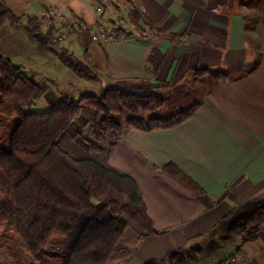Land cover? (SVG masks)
Listing matches in <instances>:
<instances>
[{
  "label": "crops",
  "instance_id": "1",
  "mask_svg": "<svg viewBox=\"0 0 264 264\" xmlns=\"http://www.w3.org/2000/svg\"><path fill=\"white\" fill-rule=\"evenodd\" d=\"M4 1L21 27L2 29L0 51L43 88L37 111L105 88L151 94L163 100L160 109L195 101L170 115L196 106L173 127L130 128L103 141L110 164L136 179L159 233L146 236L130 224L119 244L125 250L108 264H164L217 239L233 241L222 262L241 252L264 264V226L253 242L230 230L246 205L264 201V0H130L100 13L98 0ZM59 14L74 20L76 33L65 34ZM33 17L44 31L54 28L56 50L91 64L93 77L78 76L53 46L28 36L24 27ZM115 22L129 35L92 40L97 24L113 30ZM154 50L164 57L151 63ZM167 164L194 185L173 181L163 172Z\"/></svg>",
  "mask_w": 264,
  "mask_h": 264
},
{
  "label": "trees",
  "instance_id": "2",
  "mask_svg": "<svg viewBox=\"0 0 264 264\" xmlns=\"http://www.w3.org/2000/svg\"><path fill=\"white\" fill-rule=\"evenodd\" d=\"M115 23L109 30L113 38L129 35L125 26ZM6 25L21 27V19L0 0V33ZM24 30L41 46L54 47L58 40L54 28L44 31L37 17L27 18ZM53 51L78 76L93 77L91 64L67 50ZM163 57L154 50L148 60L154 63ZM43 92L0 51V235L16 234L19 244L15 248L6 243L8 255L16 264H32L30 257L39 264H108L117 250H124L119 244L130 224L146 236L159 235L136 179L110 164L109 147L103 141L130 128L173 127L189 118L196 106L162 118L155 115L162 99L105 88L78 99L66 96L59 106L40 112L34 106ZM127 113L148 116L134 118ZM11 119L17 122L4 144V124ZM92 121L99 131L89 140L85 132ZM163 172L184 187L194 185L174 164L164 166ZM244 209L230 230L239 229L244 242H253L264 226V201ZM72 232L76 238L66 256L53 261L39 258L55 237Z\"/></svg>",
  "mask_w": 264,
  "mask_h": 264
},
{
  "label": "rangeland",
  "instance_id": "3",
  "mask_svg": "<svg viewBox=\"0 0 264 264\" xmlns=\"http://www.w3.org/2000/svg\"><path fill=\"white\" fill-rule=\"evenodd\" d=\"M52 72V70H51ZM52 74H54L52 72ZM31 79L35 80L34 74H28ZM55 75V74H54ZM59 85L58 91L62 93V85ZM61 99V96L59 97ZM195 101H188V102H179L175 103L172 101H169L166 103V105L163 107V109H160L155 113L157 116L161 117H167L171 114L175 113L176 111L184 110L189 107L188 105L190 103H194ZM61 104V100H59L56 103V106H59ZM129 117L138 118L141 117L142 114L136 115L127 113ZM143 116H148V114H143ZM142 116V117H143ZM17 120L11 119L7 120L4 124L3 128V137H4V144L8 143V139L14 130L15 124ZM99 128L96 125V123L93 121L91 122L90 126L85 132V137L89 140H93L98 133ZM1 234V233H0ZM16 235V234H15ZM14 234L10 233L9 235L3 236L0 235V264H16L15 260L8 255L6 243H10L15 248L19 246L18 239L16 238ZM76 238V233L72 232L70 236L67 237H55L53 243L43 252H41L39 258H41L43 261L45 260H57L61 259L64 256L67 255L69 250L71 249L72 245L74 244ZM233 243V241H226V240H219L217 239L214 244L212 245H202V248H200L198 251L194 250H188L184 253L176 252L174 256H169L167 260H165L164 264H224L222 262L223 257L225 256V253L228 250V247ZM22 252L24 254L26 253V250L24 247H22ZM125 250V249H124ZM29 262L32 264H39L38 259H32L29 258ZM175 262V263H174ZM25 264V263H23Z\"/></svg>",
  "mask_w": 264,
  "mask_h": 264
},
{
  "label": "built area",
  "instance_id": "4",
  "mask_svg": "<svg viewBox=\"0 0 264 264\" xmlns=\"http://www.w3.org/2000/svg\"><path fill=\"white\" fill-rule=\"evenodd\" d=\"M99 6L97 7V12H102L104 7L107 6H125L127 7L130 4V0H98ZM60 20L64 25L65 34H73L76 33V26L74 20L71 18H67L62 14H59ZM110 26L107 24L99 23L97 24L94 34L92 36V40L95 43H107L113 38L109 32ZM224 264H262L255 262L249 259L245 254L241 252L233 253L225 262Z\"/></svg>",
  "mask_w": 264,
  "mask_h": 264
}]
</instances>
